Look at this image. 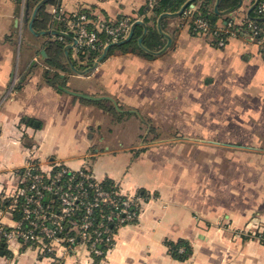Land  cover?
<instances>
[{
    "label": "crops",
    "instance_id": "1",
    "mask_svg": "<svg viewBox=\"0 0 264 264\" xmlns=\"http://www.w3.org/2000/svg\"><path fill=\"white\" fill-rule=\"evenodd\" d=\"M43 1L49 13L55 7L86 10L93 17L135 19L133 24L142 22L145 2ZM254 3L239 0L216 23L230 16L240 24ZM38 4L0 0V187H25L20 172L33 158L46 174L57 164L84 167L124 193L139 192L143 200L137 220L116 227L114 246L101 256L80 250L43 257L19 240L7 243L11 238L0 233V264H264L259 43L243 32L216 47L209 37L193 34L197 5L191 4L182 16L164 20L165 44L152 59L116 50L94 66L98 56L79 60L71 36L65 43L68 70H57L65 88L58 91L44 78L46 70H56L46 61L45 46L58 26L36 30L32 23L33 32L28 26ZM101 99L116 114L95 102ZM135 118L141 120L136 126ZM147 120L158 123L160 136H149ZM10 204L0 203V227L7 230L19 219ZM181 239L192 248L184 260L169 245Z\"/></svg>",
    "mask_w": 264,
    "mask_h": 264
},
{
    "label": "built area",
    "instance_id": "2",
    "mask_svg": "<svg viewBox=\"0 0 264 264\" xmlns=\"http://www.w3.org/2000/svg\"><path fill=\"white\" fill-rule=\"evenodd\" d=\"M145 2L152 7L153 0ZM256 3L257 12L264 16V0H255ZM53 14L66 17L65 30L59 31V38L72 33L76 52L84 47L101 53L109 42L124 39L135 20L91 18L84 12L65 13L61 7H55ZM243 22L244 19L240 24ZM244 23L250 38L264 52V40L258 37L261 27L252 21ZM234 25L233 17L215 27L205 18L196 17L191 21V32L207 36L213 45L223 47L230 36L237 35ZM20 174L25 187H17L14 192L0 187V203L10 200V207L20 213L15 226L9 230L0 227V233L5 240L17 237L43 257L80 250L88 256H101L114 246L115 228L134 222L139 216L143 200L139 192L124 193L115 185L105 187L87 168L71 170L57 164L52 174H46L31 158Z\"/></svg>",
    "mask_w": 264,
    "mask_h": 264
},
{
    "label": "trees",
    "instance_id": "3",
    "mask_svg": "<svg viewBox=\"0 0 264 264\" xmlns=\"http://www.w3.org/2000/svg\"><path fill=\"white\" fill-rule=\"evenodd\" d=\"M43 0H26L27 4L36 5ZM261 1V0H259ZM59 0H47L46 3L56 4ZM239 3V0H218L217 1V11L213 8V0H153V5L151 8L147 6V3L144 2L143 7L139 11V14L142 15V22H135L133 25L132 36L127 40L119 44L112 45L108 52L107 56L112 54L114 51L119 50L123 53L130 52L141 55L143 57L152 59L155 57L154 52L160 50L165 42L163 34L161 33L162 25L164 20L170 16H182L186 10L191 8V4L197 5L195 9H192V20L196 17H203L211 24V26H216V20L219 14L228 13L234 10ZM183 8V9H182ZM182 11L177 14L178 11ZM78 12H84L91 18H94L92 15L88 14L86 10H80ZM169 13V14H167ZM163 16L160 19V29L157 28L156 20L159 16ZM58 14L49 13L45 10V5L41 6L37 13L36 17L33 21V28L36 30H46L49 25L57 24V28L55 29L54 36L52 39L46 42V53H47V63L49 66L55 68L56 70H46L44 72V78L47 83L56 88L58 91H63L65 88V76H61L59 71L68 70L67 59H70V56L65 54V43L71 39L72 33L62 35V38H59L58 30H65V20L66 17L64 15L59 14L60 18H57ZM63 17V18H61ZM123 18V17H120ZM230 16H227L224 20H230ZM119 19V18H117ZM150 21H153V24L150 25ZM245 21H252L256 25L261 27V31L258 34V37L264 40V16L257 12V3L252 6L249 12V17L244 18ZM236 24L234 28H237V35L246 32L248 34L249 31L245 29V23ZM191 25V24H190ZM146 28V32L144 29ZM101 39L103 41H107V37L101 35ZM212 41L211 43H213ZM110 43V42H109ZM100 52L96 50H89L84 47L80 48L77 51V55L79 60L86 59L87 61L92 62L97 56H99ZM72 62L76 64L74 59ZM59 70V71H57ZM107 100H96L95 102L105 109L112 112V114H116L115 108L112 105H104ZM122 115L128 114L119 113ZM150 132L154 131V128L150 126ZM158 136V135H157ZM156 136V137H157ZM105 187H110L108 185V181L102 182ZM18 217H20V213L18 212ZM170 251L173 256L179 260L186 259L192 252L191 245L184 239L178 240L176 243L169 242ZM180 247L183 250H180Z\"/></svg>",
    "mask_w": 264,
    "mask_h": 264
},
{
    "label": "water",
    "instance_id": "4",
    "mask_svg": "<svg viewBox=\"0 0 264 264\" xmlns=\"http://www.w3.org/2000/svg\"><path fill=\"white\" fill-rule=\"evenodd\" d=\"M240 1H241V0H240ZM43 3H45V1L39 3V4L36 6V8H35V10H34V12H33L32 17H31L30 20H29L28 26H29V29H30L32 32L34 31L33 28H32V23H33V19H34V14L36 13L37 9H38ZM182 9H183V8H182ZM182 9L179 11V13L182 11ZM215 9L217 10V4L215 5ZM167 14H169V13H167ZM162 16H163V15H162ZM159 23H160V22H159ZM159 23H158V28L160 27ZM133 25H134V24H133ZM133 25H132V27H131V29H130V31H129V34H128L124 39H121V40H119V41H115V42H110V43H108L107 45H105V47L103 48L102 52L99 54V56H98L96 62H94V66L96 65V63H98L100 60H102V59L106 56V54H107L109 48H110L112 45L119 44V43H122V42H124V41H127V40L132 36ZM145 31H146V28H145L144 32H145ZM44 32H45V31H40V34H44ZM73 40H74V39H73ZM65 52H66V50H65ZM42 53L45 54V51L42 50ZM69 62H70V64H71V61H70V60H69ZM71 65H72V64H71ZM68 92L71 93V94H73V95L79 96V97H85V98H90V99H94V98H95L94 96H91V95H88V94H85V93H81V92H75V91H69V90H68ZM36 124H37V123H36ZM15 240L18 241V238H17V237H13V238H11L7 243L14 242ZM2 245H4V243H2Z\"/></svg>",
    "mask_w": 264,
    "mask_h": 264
},
{
    "label": "rangeland",
    "instance_id": "5",
    "mask_svg": "<svg viewBox=\"0 0 264 264\" xmlns=\"http://www.w3.org/2000/svg\"><path fill=\"white\" fill-rule=\"evenodd\" d=\"M147 118H143V121H145ZM137 120V121H136ZM141 120H140V118H135V121H134V124H135V126L136 125H138V124H140L141 122H140ZM148 121V120H147ZM143 125V124H142ZM148 125H150V126H152L153 128H154V131H152V132H149V136H152L151 138H156V136L158 135V136H160L161 134H159L158 133V128H160V126H158V123H153V122H151V121H148V122H144V125H143V127L145 128L146 126H148ZM167 134L165 133V134H163L162 136H166Z\"/></svg>",
    "mask_w": 264,
    "mask_h": 264
}]
</instances>
